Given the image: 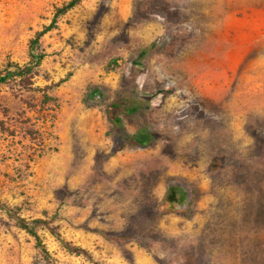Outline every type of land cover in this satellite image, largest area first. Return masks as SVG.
<instances>
[{"label":"rangeland","instance_id":"374dc122","mask_svg":"<svg viewBox=\"0 0 264 264\" xmlns=\"http://www.w3.org/2000/svg\"><path fill=\"white\" fill-rule=\"evenodd\" d=\"M70 1L0 0V264H264V0H82L33 66Z\"/></svg>","mask_w":264,"mask_h":264},{"label":"trees","instance_id":"16d2710c","mask_svg":"<svg viewBox=\"0 0 264 264\" xmlns=\"http://www.w3.org/2000/svg\"><path fill=\"white\" fill-rule=\"evenodd\" d=\"M82 0H72L69 3L65 4L63 7L59 8L54 16L53 22L51 25L46 27L40 34H38L37 39L33 42L32 46V52H33V60L35 67L39 66L44 59V55L40 54V46H39V40L41 37L55 29L58 25V20L60 17L66 15L69 11L74 9L76 6H78L81 3ZM25 74H27V71L22 68H18L17 72H9L6 75L0 74V84H7L9 79L13 76L23 78L25 77ZM68 80L67 78L62 80L59 84L66 83ZM138 109H141L140 106H134L131 108V110L127 108H122L121 106L117 104H113L109 108V119L113 123L114 127L117 131V140L115 141V151L122 150L125 146L129 145L131 147H146L150 144H152L155 141V134L153 132H150L148 130H141L136 134H127L124 131L123 123H122V117L121 114L131 113L133 111H138ZM187 200V193L185 190H183V187L181 185H171L169 186L168 193L163 201L162 206H168L169 210H172L175 208V206H183L185 201ZM0 210L4 211L10 218L16 221L17 225L26 231L27 234L32 236L36 239L37 244L39 247L42 248L44 253H47L46 246L44 245L42 238L40 237L38 233V229L41 227L48 226L47 222H43L41 220H28L20 215L18 210L15 208L10 207L7 203L0 200ZM50 231L57 235V232L50 228ZM59 237V236H58ZM75 252H79V250H74Z\"/></svg>","mask_w":264,"mask_h":264},{"label":"crops","instance_id":"0c3cea01","mask_svg":"<svg viewBox=\"0 0 264 264\" xmlns=\"http://www.w3.org/2000/svg\"><path fill=\"white\" fill-rule=\"evenodd\" d=\"M219 12H222V13H223V10H222V11L219 10ZM216 20H217V19L215 18V20L213 21V26H223V22H224V21L221 22V23H220V22H219V23H218V22L216 23Z\"/></svg>","mask_w":264,"mask_h":264}]
</instances>
